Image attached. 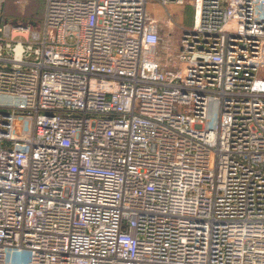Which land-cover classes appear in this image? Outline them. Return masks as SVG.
<instances>
[{"label": "built area", "instance_id": "obj_1", "mask_svg": "<svg viewBox=\"0 0 264 264\" xmlns=\"http://www.w3.org/2000/svg\"><path fill=\"white\" fill-rule=\"evenodd\" d=\"M43 2L0 22V264H264V0Z\"/></svg>", "mask_w": 264, "mask_h": 264}, {"label": "rangeland", "instance_id": "obj_2", "mask_svg": "<svg viewBox=\"0 0 264 264\" xmlns=\"http://www.w3.org/2000/svg\"><path fill=\"white\" fill-rule=\"evenodd\" d=\"M153 15L157 20L160 34V44L176 41L181 33V27H189L192 23V9L189 6H169V10L156 3H150ZM171 14V22L167 21V12ZM44 12L42 0H28L26 3H16L5 0L0 5V18L4 22L24 23L28 21L34 28H40ZM27 22V23H28Z\"/></svg>", "mask_w": 264, "mask_h": 264}, {"label": "trees", "instance_id": "obj_3", "mask_svg": "<svg viewBox=\"0 0 264 264\" xmlns=\"http://www.w3.org/2000/svg\"><path fill=\"white\" fill-rule=\"evenodd\" d=\"M42 1H43V0H42ZM0 22H1V23H4V21H3L1 18H0ZM27 22H28V21H25L24 23L27 24ZM12 23H14V22H12ZM28 24H29V22H28Z\"/></svg>", "mask_w": 264, "mask_h": 264}]
</instances>
